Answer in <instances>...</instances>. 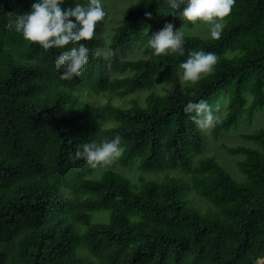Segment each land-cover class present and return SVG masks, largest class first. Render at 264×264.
I'll use <instances>...</instances> for the list:
<instances>
[{
    "label": "trees",
    "instance_id": "1",
    "mask_svg": "<svg viewBox=\"0 0 264 264\" xmlns=\"http://www.w3.org/2000/svg\"><path fill=\"white\" fill-rule=\"evenodd\" d=\"M135 1L106 35L108 19L97 23L93 39L79 42L90 49L87 64L61 79L55 59L73 45L26 41L13 22L35 0H0V264H264V125L224 147L233 171L193 158L221 97L228 107L211 124L215 139L264 111V0H236L220 39L183 37V55H156L149 36L200 21L167 0ZM134 47L147 55L125 58ZM201 50L218 61L199 81L173 95L156 90L145 106L113 103L175 83ZM201 100L202 113L185 111ZM117 136L119 156L96 166L76 158L82 144Z\"/></svg>",
    "mask_w": 264,
    "mask_h": 264
},
{
    "label": "clouds",
    "instance_id": "2",
    "mask_svg": "<svg viewBox=\"0 0 264 264\" xmlns=\"http://www.w3.org/2000/svg\"><path fill=\"white\" fill-rule=\"evenodd\" d=\"M236 0H167L170 8L179 10L184 20L195 24L197 21L207 23L210 27V37L220 39L228 17ZM65 0H35L31 10L18 14L13 22L15 30L22 34L26 41L38 44L43 49L65 48L55 59V65L63 68L61 79H72L79 75L88 62L90 49L81 41L93 39L97 23L106 15L100 0H75L74 6L63 7ZM184 33L174 31L171 23L155 32L148 39V46L156 55H167L169 52L184 54ZM78 44V46H77ZM218 61L215 53L192 51L189 58L180 64L182 79L197 82L203 74H210ZM207 108L206 101L189 102L185 111L202 113ZM210 120L211 117L209 116ZM198 123H202L198 121ZM121 137L96 143H84L76 152V158H84L93 166L107 162L119 156L123 149L120 147Z\"/></svg>",
    "mask_w": 264,
    "mask_h": 264
},
{
    "label": "rangeland",
    "instance_id": "3",
    "mask_svg": "<svg viewBox=\"0 0 264 264\" xmlns=\"http://www.w3.org/2000/svg\"><path fill=\"white\" fill-rule=\"evenodd\" d=\"M104 1V0H103ZM102 0H100L101 5H103ZM107 1V2H106ZM108 7H113V9L116 11V14H113L111 12H106L105 15V19H108V24L104 27V29H102L101 31V35H106L107 32H110V29H112V26L114 25V22L112 21H118L121 19V16L124 14V11L127 9H130L131 7L137 5L135 0H105L104 1ZM113 19V20H111ZM225 25H226V21H225ZM180 30L184 33L183 37H198V38H202V39H209L210 37V27L207 23L204 22H199L195 25H188V26H183L180 28ZM103 42V48L102 51L104 52V41H100L99 43ZM98 51L100 53H102V51L99 48V45H97ZM147 54H145L144 49L140 48V47H134L132 48L127 54H125V58L127 59H135V58H139V57H144ZM123 56H121L122 58ZM206 74H203V76H205ZM191 82L190 81H184L182 79V71L179 73V76L177 78V81L173 84H164L165 86H162L160 88H158L159 86H156L155 88L151 89V90H143V91H139L136 92L134 94L125 96V97H121V98H115L113 100V103L116 105H119L123 108H127L130 103L131 100L137 99L139 104L142 106L146 105V100L145 97L149 96L150 94H154V95H158V93L163 94H176L179 91L184 90ZM157 90V92H156ZM92 97V96H91ZM104 100L100 103L104 104L107 100L105 97H103ZM214 110L211 111L209 110L207 112V118L203 124V132H204V144L202 147V150L199 154H194L193 158L195 159H200L202 157L205 156H209V157H214L218 162H220L223 166L227 167L228 169H232V166L234 168V161L233 158L231 156H228L225 153V149L224 147H232V146H237V145H241V140L240 135L244 134V133H248L251 132L252 130H254L255 128L264 125V111L263 112H259L260 114L257 115L254 120L249 124V126H246L244 123L242 125L239 126L238 130H234V129H230L229 131H226L224 133H222L217 139L214 138V136H212L211 133V124L215 121H218L220 119H222L226 113H227V107H228V99L221 97L217 102L214 103ZM264 110V109H263ZM211 117V119L209 120L208 117ZM242 120V118H240V121ZM239 121V122H240ZM235 159V158H234ZM147 180H155V179H160V175H156V174H147ZM165 175V174H163ZM170 175L175 176V174L171 173ZM191 197H194L193 195ZM198 198V199H197ZM196 199H194V202L197 205H204L206 207H208L209 205L207 203H205L203 200H201L198 196ZM99 214H94L93 215V221L97 222L95 220V217L98 216ZM105 221H107V215H105Z\"/></svg>",
    "mask_w": 264,
    "mask_h": 264
}]
</instances>
